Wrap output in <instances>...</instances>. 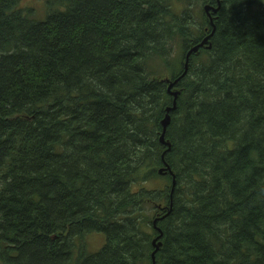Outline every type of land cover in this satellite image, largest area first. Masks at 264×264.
I'll return each instance as SVG.
<instances>
[{"label": "trees", "instance_id": "trees-1", "mask_svg": "<svg viewBox=\"0 0 264 264\" xmlns=\"http://www.w3.org/2000/svg\"><path fill=\"white\" fill-rule=\"evenodd\" d=\"M20 1L0 0V264H152L167 213L154 264H264V0H218L213 25L217 0Z\"/></svg>", "mask_w": 264, "mask_h": 264}, {"label": "rangeland", "instance_id": "rangeland-1", "mask_svg": "<svg viewBox=\"0 0 264 264\" xmlns=\"http://www.w3.org/2000/svg\"><path fill=\"white\" fill-rule=\"evenodd\" d=\"M27 6L29 16L33 20H43L49 9H53L54 6L49 3V0H21L19 7ZM163 181L157 179L156 181H148L143 184V188L147 190L161 189ZM105 236L103 234H90L86 238V249L89 253L97 252L104 244Z\"/></svg>", "mask_w": 264, "mask_h": 264}, {"label": "water", "instance_id": "water-1", "mask_svg": "<svg viewBox=\"0 0 264 264\" xmlns=\"http://www.w3.org/2000/svg\"><path fill=\"white\" fill-rule=\"evenodd\" d=\"M217 3H218V0H217ZM218 9H219V3H218V7H217L216 9H214L213 7H210V6H205V7H204V11L207 13V15L209 16V18H210V15H209L208 11L211 10L213 13H216V12L218 11ZM207 43H208V40L205 39L203 42H201V43H199V44L197 45V48L199 49L200 47H202L203 45H206ZM207 48H209V47L207 46ZM181 78H182V77H181ZM175 82H176V81H175ZM173 84H174V83H171V84L169 85V88L173 87ZM172 94H173L174 98H176L177 95H178V93H177L176 91H175V92L173 91ZM168 126H169V118H165L164 121L162 122V135H161V137H160V142H161L164 146L167 147L166 153L169 152V150H170V143H169L168 141H165V140L163 139V136H164V133H165V131H166V129H167ZM164 154H165V153H164ZM160 173H161V171H160ZM173 185H174V181H173V183H172V187H173ZM167 215H168V213H167L165 216H167ZM165 216L161 217L160 219H155L154 222H153V227H154V229L159 233L158 236L152 241V246L154 247V251H153V253L151 254V258H152V262H153V264H154V256H155V253H156V252L158 251V249L161 247V242H160L159 240L162 238V233H161L160 229H158V228L156 227V222H157L158 220H162V219H164Z\"/></svg>", "mask_w": 264, "mask_h": 264}, {"label": "bare ground", "instance_id": "bare-ground-1", "mask_svg": "<svg viewBox=\"0 0 264 264\" xmlns=\"http://www.w3.org/2000/svg\"><path fill=\"white\" fill-rule=\"evenodd\" d=\"M204 7H205V6H204ZM205 13H206V12H205ZM206 15H207V13H206ZM207 16H208V15H207ZM208 19H209V16H208ZM209 22H210L211 25H213L211 19H209ZM212 34H213V33L209 34L205 39L209 40V38L212 36ZM205 39H203L202 42H203ZM207 44H208V43H207ZM207 44H206V45H207ZM197 45H198V44H197ZM197 45L194 46V47H192V48L187 52V55H186V61H185V63H184L185 67L187 66L189 56H190L191 54L196 53V52L199 50V49L197 48ZM185 74H186V71L183 72L182 77H183ZM171 89H172V87H171V88L168 87V93H170V95L173 96V94H172L173 91H171ZM175 108H176V98H174V96H173L172 107L166 109L167 114L165 115L164 119H165V118H169V121H170V117H169L168 113H169L170 111H173ZM164 119L162 120V122L164 121ZM162 122H161V125H162ZM165 132H166V131H165ZM164 134H165V133H164ZM161 135H162V132H161ZM160 137H161V136H160ZM163 139H164V136H163ZM160 171H161V173H160ZM164 172H168V173L172 174V172H170L168 166H165V167H163L162 169L159 170V174H162V173H164ZM172 183H173V182H172Z\"/></svg>", "mask_w": 264, "mask_h": 264}]
</instances>
